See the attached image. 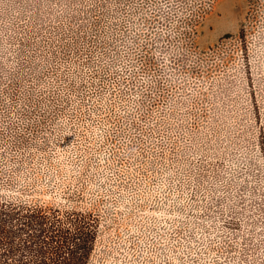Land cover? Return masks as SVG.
<instances>
[{
	"label": "rangeland",
	"instance_id": "374dc122",
	"mask_svg": "<svg viewBox=\"0 0 264 264\" xmlns=\"http://www.w3.org/2000/svg\"><path fill=\"white\" fill-rule=\"evenodd\" d=\"M0 199L94 214L87 264H264V0H0Z\"/></svg>",
	"mask_w": 264,
	"mask_h": 264
},
{
	"label": "trees",
	"instance_id": "16d2710c",
	"mask_svg": "<svg viewBox=\"0 0 264 264\" xmlns=\"http://www.w3.org/2000/svg\"><path fill=\"white\" fill-rule=\"evenodd\" d=\"M97 229L89 212L0 199V264H87Z\"/></svg>",
	"mask_w": 264,
	"mask_h": 264
}]
</instances>
